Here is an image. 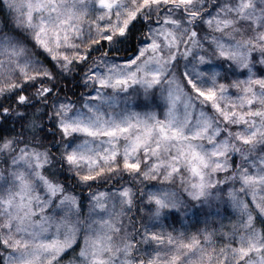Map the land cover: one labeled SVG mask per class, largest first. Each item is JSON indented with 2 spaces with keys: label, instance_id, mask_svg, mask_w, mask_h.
Here are the masks:
<instances>
[{
  "label": "snow or ice",
  "instance_id": "1",
  "mask_svg": "<svg viewBox=\"0 0 264 264\" xmlns=\"http://www.w3.org/2000/svg\"><path fill=\"white\" fill-rule=\"evenodd\" d=\"M0 264H264V0H0Z\"/></svg>",
  "mask_w": 264,
  "mask_h": 264
}]
</instances>
